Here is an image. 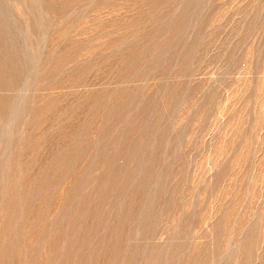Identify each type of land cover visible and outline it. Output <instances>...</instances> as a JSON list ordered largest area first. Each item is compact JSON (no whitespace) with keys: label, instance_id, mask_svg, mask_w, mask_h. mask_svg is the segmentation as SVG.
Wrapping results in <instances>:
<instances>
[{"label":"rangeland","instance_id":"1","mask_svg":"<svg viewBox=\"0 0 264 264\" xmlns=\"http://www.w3.org/2000/svg\"><path fill=\"white\" fill-rule=\"evenodd\" d=\"M0 55V264H264V0H0Z\"/></svg>","mask_w":264,"mask_h":264},{"label":"bare ground","instance_id":"2","mask_svg":"<svg viewBox=\"0 0 264 264\" xmlns=\"http://www.w3.org/2000/svg\"><path fill=\"white\" fill-rule=\"evenodd\" d=\"M3 28V27H2ZM7 34V33H6ZM9 44V43H8ZM1 56V55H0ZM2 59V58H1ZM10 63V62H9ZM18 73V72H17ZM13 106V105H12ZM2 128V127H1ZM147 164V163H146ZM131 210V209H130Z\"/></svg>","mask_w":264,"mask_h":264}]
</instances>
